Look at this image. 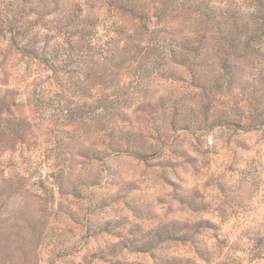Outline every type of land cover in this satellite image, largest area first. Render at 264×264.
Segmentation results:
<instances>
[{
  "label": "rangeland",
  "instance_id": "obj_1",
  "mask_svg": "<svg viewBox=\"0 0 264 264\" xmlns=\"http://www.w3.org/2000/svg\"><path fill=\"white\" fill-rule=\"evenodd\" d=\"M0 264H264V0H0Z\"/></svg>",
  "mask_w": 264,
  "mask_h": 264
}]
</instances>
